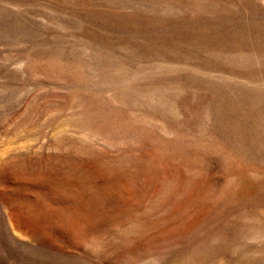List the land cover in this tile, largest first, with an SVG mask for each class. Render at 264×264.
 Returning a JSON list of instances; mask_svg holds the SVG:
<instances>
[{
  "label": "rangeland",
  "instance_id": "374dc122",
  "mask_svg": "<svg viewBox=\"0 0 264 264\" xmlns=\"http://www.w3.org/2000/svg\"><path fill=\"white\" fill-rule=\"evenodd\" d=\"M0 264H264V0H0Z\"/></svg>",
  "mask_w": 264,
  "mask_h": 264
}]
</instances>
